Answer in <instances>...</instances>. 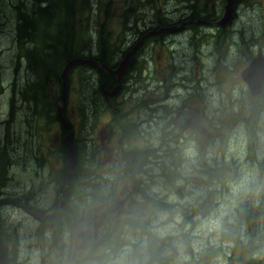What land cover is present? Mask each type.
<instances>
[{"label":"rangeland","instance_id":"1","mask_svg":"<svg viewBox=\"0 0 264 264\" xmlns=\"http://www.w3.org/2000/svg\"><path fill=\"white\" fill-rule=\"evenodd\" d=\"M78 1L76 10H83V13L77 15L76 29L81 27L83 30L96 24L103 29L101 35H108L110 30L120 31V14L125 10H176L192 2L156 0L157 6L153 0ZM202 1L207 0H198L199 9H203ZM208 1L214 3L220 0ZM8 4L14 6L19 2L11 0ZM234 10H238L236 23L233 18L231 23L226 21L219 27H232L229 34L236 43H213L197 38L190 45L182 43L176 47L177 62L182 60L183 53L190 60L193 77L188 94L192 95L194 106L199 110L194 119L204 126L203 130L208 134L205 137L191 131L182 134L181 138L180 134L176 138L178 140L169 146L173 150L172 156L162 159L170 168L164 167L161 176L155 177L157 173L148 176L152 181L159 179V184L153 188L155 192L177 202L168 208L156 203L157 207H151L147 200L142 199L136 206H127L128 212L123 208V212L114 217H110L109 209L108 217L102 223L98 222L101 227L95 230L96 236L91 234L90 226L87 239L82 242L76 240L81 212L86 209L81 201L85 177L102 180L110 173V150L97 154L91 147L92 138L99 135L103 125L108 124L109 108L101 101L100 113L89 123L81 121L80 125L72 111L83 99H80L81 93L72 94L71 91L64 107L68 105L72 143L76 146L82 169L71 186L76 190L79 206L77 210L71 209L68 204L65 206L64 200L53 210L65 206L57 214L62 218L67 212L77 213L67 223L70 235L67 243H63L65 246L57 248L53 237L43 233L44 229L51 228L50 215L44 216L43 219L48 218V222L39 228L38 221L29 215L26 217L24 211L6 207L7 213H1L0 223L7 264H264V90L261 95L251 96L240 75L250 63L247 54L251 55L258 49L264 53V38L261 39L264 34V0H240L238 5L236 1ZM5 13L8 18L0 28V111L3 104L9 106L8 99L13 93L10 84L13 89L16 86L17 91L27 77L33 78L28 69L18 65L22 61L19 62L14 49L16 20L12 10ZM253 35L255 39L251 37ZM86 76H89L87 69L82 66L74 68L68 75V90L79 92L85 85ZM180 94L188 95L183 91ZM188 102L192 107L191 101ZM83 107L90 113L91 108L85 100ZM4 128L7 133H0V150L12 153L15 148V143L11 141L12 132L10 127ZM24 129L21 125L22 136L26 134ZM57 129L56 125L43 131L40 128V138H30L22 144L28 142V145L34 146L37 162L28 159L21 150L16 155L12 154L19 157L9 170L6 184L0 188L2 193L16 196L31 193L28 201L32 206L40 207L53 202L54 195L59 193L57 188L70 185L71 180H60L64 154L61 150L62 131ZM232 135L236 137L235 141ZM135 145L139 150L143 146L145 148L144 141ZM124 148H129V145ZM211 167L218 180L206 179L205 173ZM66 188L68 192L70 187ZM105 191L107 193V189ZM106 193H98V197H103L102 202L106 200L104 205L110 196ZM198 203H202V207H197ZM143 229L156 240L164 238V242H158V247L152 242V247L148 248V234L143 233ZM123 241L124 244H121ZM130 241L137 243L136 247H131ZM110 243L113 251L109 254V261L101 260L99 263L102 251ZM130 259L136 261L131 263Z\"/></svg>","mask_w":264,"mask_h":264},{"label":"flooded vegetation","instance_id":"2","mask_svg":"<svg viewBox=\"0 0 264 264\" xmlns=\"http://www.w3.org/2000/svg\"><path fill=\"white\" fill-rule=\"evenodd\" d=\"M222 1L214 3L208 0L202 1L203 9L197 7L198 0H192L193 6H189V2H186L187 7H178L176 10L161 8H158L159 10H125L120 14L122 21L120 31L108 32L106 47L98 38L99 27L94 24L95 26L88 29L89 38L84 37L86 41L82 42L81 55L101 64H103L101 60L107 57L109 65L106 67L110 70L96 64L83 65L82 67L89 72L90 79L85 87H81L79 93H87L86 101L93 112L94 109L95 111L98 109L93 114L100 113L101 101L109 108L107 110L108 124L103 125L99 135L92 138L91 147L97 154L108 153L110 150L108 154L110 173L104 176L110 182L108 193L110 196L105 205L96 197L91 209H83L80 226H78L79 238L77 236L76 240L87 239L86 233L90 226L91 234L96 236L95 230L101 227L98 226V222L100 224L108 217L109 209L110 217H114L115 214L122 213L123 208L126 210L131 204L136 206L142 199L147 200L151 207H157L155 203H159L162 198L171 205L177 202L169 201L155 192L153 188L159 184V179L152 181L148 177L154 173H157L155 177L163 174L160 161L164 157L172 156L173 150L169 146L178 140L176 138L180 134L181 138L191 131L205 133L201 124L195 122L194 118L199 110L194 106L192 95L188 94L193 77L190 60L187 54L183 53L182 60L177 62L176 47L182 43L190 45L197 38H204L213 43L226 41L236 43L234 37L229 34L232 27L225 29L218 26L225 14L226 0L224 3ZM236 1L238 5L240 0H235V6ZM233 18L236 23L238 10L233 11L231 20ZM93 35L97 36L96 39ZM251 37L255 39L254 35ZM263 38L264 34L261 39ZM94 42H96L95 45ZM258 50L252 51L251 55L247 54L250 61L258 54L264 57V53ZM126 57H128L127 67L123 75L118 77L119 66ZM98 79L102 80L100 84ZM99 91V101L93 104L92 97ZM180 91L187 92L188 95L184 96L180 94ZM104 92H110V96L105 97ZM179 99L181 102L178 103ZM189 100L192 107H189ZM78 105L74 108L76 111L72 113L74 112L75 117L78 118V124L82 125V109L78 108ZM9 108L10 105H2L0 128L2 126L4 129L8 124H12V136L15 143L12 153L16 155L18 150H21L28 159L31 158L37 162L34 146L28 145V142L22 145L26 140L34 138L33 129L28 124V121H32L29 111L18 109L17 104L12 111ZM21 125L23 129H26L25 136L21 135ZM16 128L20 130L17 131ZM58 129L64 132L60 126ZM232 138L236 140L233 135ZM143 141L145 148L143 146L139 150L135 143ZM125 145H129V148H124ZM15 155L11 158L10 168L19 157ZM131 185L132 187H129ZM100 192L104 191L100 190ZM20 197L0 191V198L14 200L15 207L29 213V216L38 221V226L41 228L48 222V218L43 219L45 213L55 208L56 201L62 200L63 188L62 193L54 195L53 205L49 203L46 206L34 207L28 200ZM96 202H98L97 205H95ZM62 208L56 209L53 213L59 212ZM47 231H49L48 228ZM47 231L43 230L44 233ZM81 245L79 243V248Z\"/></svg>","mask_w":264,"mask_h":264},{"label":"trees","instance_id":"3","mask_svg":"<svg viewBox=\"0 0 264 264\" xmlns=\"http://www.w3.org/2000/svg\"><path fill=\"white\" fill-rule=\"evenodd\" d=\"M10 1L11 0H0V28L3 27L4 22L8 18L5 11L12 10V15L16 20L14 26V49L19 62L22 61V64L19 63L18 65H23L26 69H28L31 72L33 78L31 80L27 77L22 87H20L17 91L16 86L13 89L12 83L10 84L13 93L9 98V110L12 111L14 106H16V103H18V109L29 111L32 121H28V124L33 129L34 138L38 139L41 136L40 128H42L43 131L47 130L49 127H53L55 125L58 126L56 108L57 103L61 98V81L59 75L67 59L83 56L80 53V48L82 42L86 41L84 37L89 38V27H85L82 32L81 27L79 30L76 29V25L78 23L77 15L79 12L81 14L83 13V10H76V0H17L19 2V5L14 6L8 4ZM83 1L85 3L87 2V0ZM153 1L158 6L157 1ZM164 3L165 1H163V5ZM77 5H79L78 0ZM189 6H193V3L191 2ZM156 7H154V9H156ZM101 34H103L102 28L98 29V38L102 43H104V47H106L105 36L107 37V35ZM93 37H95L96 39L97 36L93 35ZM95 43L96 42H94V45ZM83 51L84 50H82V52ZM101 62L105 65H109L107 57L103 58ZM79 69L80 68L76 69L75 71H78ZM86 77L87 79L85 81V85L89 82L90 79L89 76ZM101 82L102 80L98 79V84H100ZM71 91L72 94L79 93L75 89L68 90V96H71ZM86 94L87 93H81L80 99L86 101ZM99 94L100 91L92 97L93 104H96L99 101ZM83 101L78 102V108L82 109V121H84V123H89L90 121H92V119L95 118L96 114L93 113H96L98 109L96 111L94 109V112L90 109V113H87L85 111V107H83ZM75 111L76 110H74V112ZM63 116L69 126L68 121L70 119V115L68 113V105L63 107ZM6 127H10V130L12 132V124H8ZM0 133H7V129H2L1 126ZM64 134L65 132L62 133V136ZM8 138L9 132L7 134V139ZM11 141L14 142L13 137L11 138ZM61 150L63 151L64 158L60 173L62 176H66L68 170V158L65 155V146H63V144H61ZM12 154L13 153H9L5 149L0 150V186L5 185L8 179L10 165L12 164ZM88 156L89 153L87 154V157ZM76 158L77 170L70 182V198L68 200V206H70L71 209L75 208V210H77L79 203L76 199V190H74V188H72L71 186L74 185L76 176H79L80 170H82L80 168V162L78 160V152ZM160 165L162 173H164V167L170 168L169 166H166L163 160L160 161ZM205 175L206 179H209V181L211 179L218 180V177L213 174L212 167L209 169V172L205 173ZM88 177L89 176L85 177L86 180L82 184L83 186L85 185L81 200L82 205H84V207L86 208L84 210L92 208V204L94 203V199L96 197L99 200L103 198L98 197V193L100 192V190L106 193L105 189H107L106 194H108V187L110 185V182L107 178H102L101 180L98 177L93 180V178ZM64 179L65 177H60L61 181ZM30 196L31 193L26 194L25 199H30ZM103 203H106L105 199H103ZM161 203H163L164 205L161 206ZM156 205L164 208H168L171 206V204L165 202L163 198L159 203H156ZM197 207H202V203H198ZM76 214L77 213L71 214L70 212H67L64 215V218L58 217L57 215L51 216V228L49 231L52 233V236L54 238L53 243L57 248H61L63 247V243H67V239L70 235L69 229L67 228V223H69L70 219L74 218ZM1 233L2 231L0 230V243L3 246L4 251L5 248L3 245ZM143 233L148 234V248L152 247V242L157 247L158 242H164V238H159L158 240H156V238L152 236L151 233L146 229H143ZM150 236L154 241H152ZM63 240L65 241L62 242ZM130 242V245H133L131 247H136L137 243L132 241ZM121 244H124V241ZM139 248L141 247L139 246ZM111 250V243L107 244V249L103 250L102 255L99 257V263L101 262V260H105L107 262L109 261V254L111 253ZM134 261H136V259H130L131 263Z\"/></svg>","mask_w":264,"mask_h":264},{"label":"water","instance_id":"4","mask_svg":"<svg viewBox=\"0 0 264 264\" xmlns=\"http://www.w3.org/2000/svg\"><path fill=\"white\" fill-rule=\"evenodd\" d=\"M225 14L222 17L221 21H219L218 26L223 24L222 22L231 23L232 13L235 8V0H226L225 3ZM222 26V25H221ZM96 64L97 66H103L101 64H97L92 60H87L83 58H73L66 61L61 73H60V81H61V98L57 103L56 113L57 118L62 124L63 128L66 131L65 138L63 140L64 146L66 149V156L69 162V170L67 173L66 181L70 180L76 170V150L74 145L72 144L71 132L67 126L66 120L63 116V107L67 98V79L70 72L82 65L86 64ZM128 64V57H126L119 66V74L118 77H121L125 72V69ZM107 70H110L108 67H105ZM242 80L247 84L251 96L255 97L261 95L264 90V58L261 55H258L254 60L250 62V64L241 72ZM104 96H110V92H104ZM68 183V182H67ZM67 185L65 186V191H67ZM66 200L67 195H65L64 199L60 202V204ZM5 203V201H0V205ZM58 205V203H56ZM49 214V213H48ZM47 214V215H48ZM0 264H6L5 254L3 252V248L0 244Z\"/></svg>","mask_w":264,"mask_h":264},{"label":"bare ground","instance_id":"5","mask_svg":"<svg viewBox=\"0 0 264 264\" xmlns=\"http://www.w3.org/2000/svg\"><path fill=\"white\" fill-rule=\"evenodd\" d=\"M222 23H223V22H222ZM86 59H88V58H86ZM116 73H118V71H117Z\"/></svg>","mask_w":264,"mask_h":264}]
</instances>
